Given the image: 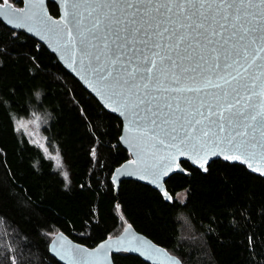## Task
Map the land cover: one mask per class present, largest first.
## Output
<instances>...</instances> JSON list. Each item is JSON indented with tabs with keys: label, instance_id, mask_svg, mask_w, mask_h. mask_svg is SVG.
<instances>
[{
	"label": "water",
	"instance_id": "1",
	"mask_svg": "<svg viewBox=\"0 0 264 264\" xmlns=\"http://www.w3.org/2000/svg\"><path fill=\"white\" fill-rule=\"evenodd\" d=\"M21 1L1 4L0 20L122 121L131 159L113 174L115 193L132 180L167 197L183 162L206 172L224 160L264 176V0ZM49 252L60 264H115L121 252L184 264L130 225L93 248L58 233Z\"/></svg>",
	"mask_w": 264,
	"mask_h": 264
},
{
	"label": "trees",
	"instance_id": "2",
	"mask_svg": "<svg viewBox=\"0 0 264 264\" xmlns=\"http://www.w3.org/2000/svg\"><path fill=\"white\" fill-rule=\"evenodd\" d=\"M34 117L62 169L18 132L16 119ZM122 126L45 46L0 20V264H60L49 252L56 234L93 248L126 225L184 264H264V176L224 160L206 172L183 162L167 197L132 180L115 193L113 174L131 159Z\"/></svg>",
	"mask_w": 264,
	"mask_h": 264
},
{
	"label": "rangeland",
	"instance_id": "3",
	"mask_svg": "<svg viewBox=\"0 0 264 264\" xmlns=\"http://www.w3.org/2000/svg\"><path fill=\"white\" fill-rule=\"evenodd\" d=\"M40 119L37 117L34 118H19L16 119V128L19 133L25 134L30 137L33 144L39 147L42 151H44L45 155L52 159L56 165V168L62 169V161L58 154L50 152L46 145V139L41 131ZM184 236L193 237L191 230L188 226H185Z\"/></svg>",
	"mask_w": 264,
	"mask_h": 264
}]
</instances>
